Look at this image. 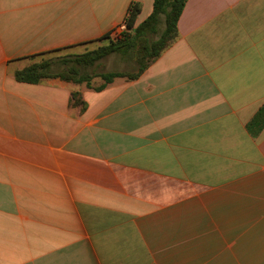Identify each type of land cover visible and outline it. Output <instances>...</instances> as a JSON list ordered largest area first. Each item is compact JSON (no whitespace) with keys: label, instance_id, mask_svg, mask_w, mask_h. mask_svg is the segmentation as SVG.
Wrapping results in <instances>:
<instances>
[{"label":"crops","instance_id":"obj_1","mask_svg":"<svg viewBox=\"0 0 264 264\" xmlns=\"http://www.w3.org/2000/svg\"><path fill=\"white\" fill-rule=\"evenodd\" d=\"M133 1L0 0V264H264V0H186L133 80L14 77Z\"/></svg>","mask_w":264,"mask_h":264},{"label":"trees","instance_id":"obj_2","mask_svg":"<svg viewBox=\"0 0 264 264\" xmlns=\"http://www.w3.org/2000/svg\"><path fill=\"white\" fill-rule=\"evenodd\" d=\"M186 0H153L151 13L141 22L136 23L141 7L138 2H131L123 18L125 30L112 37L109 33L95 41L101 40L93 49L79 54H69L56 60L42 58L22 69L16 70L14 77L17 81L37 83L45 78L59 77L74 83L90 81L94 76L100 77L102 83L94 89L100 90L114 78L124 77L128 80L138 78L145 69L154 62L162 52L168 48L178 36L177 22L185 6ZM164 16V27L156 39L151 36L157 33L160 16ZM62 49H54L58 51ZM129 57L137 68L134 71H94L99 62L111 55ZM71 104L85 108V102L78 91L71 94ZM264 127V104L255 112L246 124V128L253 136H256Z\"/></svg>","mask_w":264,"mask_h":264},{"label":"rangeland","instance_id":"obj_3","mask_svg":"<svg viewBox=\"0 0 264 264\" xmlns=\"http://www.w3.org/2000/svg\"><path fill=\"white\" fill-rule=\"evenodd\" d=\"M164 27V16H160L159 24L157 26V33L152 35V39H156ZM92 46V45H90ZM96 47V46H94ZM136 63L131 60L129 57L120 56L118 54L110 55L105 57L100 64L94 68V71H134L136 70Z\"/></svg>","mask_w":264,"mask_h":264},{"label":"built area","instance_id":"obj_4","mask_svg":"<svg viewBox=\"0 0 264 264\" xmlns=\"http://www.w3.org/2000/svg\"><path fill=\"white\" fill-rule=\"evenodd\" d=\"M124 27H125V24H124V26H123V29H125Z\"/></svg>","mask_w":264,"mask_h":264}]
</instances>
